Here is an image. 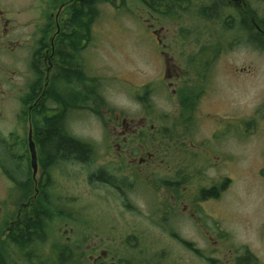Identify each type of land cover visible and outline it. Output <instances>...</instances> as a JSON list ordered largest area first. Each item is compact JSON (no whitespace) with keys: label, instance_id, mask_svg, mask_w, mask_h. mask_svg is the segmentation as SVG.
Here are the masks:
<instances>
[{"label":"rangeland","instance_id":"obj_1","mask_svg":"<svg viewBox=\"0 0 264 264\" xmlns=\"http://www.w3.org/2000/svg\"><path fill=\"white\" fill-rule=\"evenodd\" d=\"M113 1L114 4H100V14L91 32L93 38L84 49L92 77L100 80V97H93L87 107L81 105L71 111L67 124L74 136L95 145L96 155L89 162L58 161L50 169L49 178L41 170L37 173V181L46 184L48 179L52 183L50 195L59 200L57 209L62 211L46 223L44 255L67 246L79 250L84 254L82 258L87 259L86 245H96L92 256L97 257L103 246L104 226L117 225L119 221L127 225L137 215L151 213V208L159 209V203H169V193L153 191L146 183L182 177L186 187L183 197L190 199L199 196L197 186H220L215 196L208 195L201 201L207 222L215 217L221 230L229 232L236 243L250 238L259 245L257 234L264 227V48L250 42L249 36L234 26L220 29L219 57L214 67L205 64L208 71L203 70L210 77L204 76L202 81L209 83V91L202 92L192 110L187 138L178 116L177 97L168 86L171 80L165 78L162 53L175 59L179 54L196 52L185 40L186 35L190 38L196 31L179 29L173 24L181 21L179 17L155 12L141 0ZM0 6L17 17L27 31L32 29L30 22L37 21L40 7L39 0H0ZM188 16L189 21L208 22L198 14ZM219 17L224 20L225 14ZM157 22L165 26L158 30L160 43L152 34L160 26ZM213 29L207 24L206 32ZM234 35L238 38L236 43ZM205 44L212 47L209 41ZM177 63L184 82L191 81L197 69L186 68L185 60ZM15 113V108L6 106L0 134L8 135L15 129ZM145 115V129L127 135L124 141L122 119L138 122ZM152 123L155 129L151 128ZM120 149L133 152L136 162L146 157L147 151H155V162L136 169L131 167L125 152L119 156ZM22 166L26 167L25 162ZM100 168L126 182L124 197L130 203L124 204L110 185L91 177ZM7 184L8 179L0 170V194H4ZM172 213L180 215L181 208ZM181 229L186 238H195V229L189 224ZM161 234L154 231L156 236ZM174 252L191 264L196 261L186 250Z\"/></svg>","mask_w":264,"mask_h":264},{"label":"flooded vegetation","instance_id":"obj_2","mask_svg":"<svg viewBox=\"0 0 264 264\" xmlns=\"http://www.w3.org/2000/svg\"><path fill=\"white\" fill-rule=\"evenodd\" d=\"M76 1L39 0L37 21L30 22L32 29L28 31L16 20L17 17L0 6V121L5 118L4 110L7 105L17 111L13 120L15 129L8 135L0 134V140L16 145L15 152H18L19 157L28 156L30 115L34 110L40 111L44 108L49 85H52L50 89L52 91H48L53 95L55 102L52 107L55 108V113L63 112L66 126L71 111H75L81 105L87 107V103L92 102V66L87 60L86 51L84 52L89 42H84L77 53L71 52L65 45L69 42L67 36L72 33V28H67V20L71 18V7ZM164 6L169 13H174V16H170L181 19L173 23L179 29L196 31L190 38L182 32V35H186L185 40L189 42V46L195 48L196 52L182 53L175 59L172 55L162 53L165 78L171 80L168 86L177 97V101L179 92L187 89L194 87L199 89L204 85L203 91H209L207 88L209 83L202 82L204 76L209 77L204 73L207 70L205 64L214 67L220 52V29L222 26L231 29L235 25L233 20H236L238 13L244 14L246 24L254 25L261 40L264 41V0H164ZM221 13L225 14L224 20L219 17ZM189 14H198L208 22L189 21ZM254 14L259 15L257 20ZM205 15L211 18H205ZM184 19L186 20L183 21ZM207 24L214 27L211 33L206 32ZM164 27L161 23L159 28L152 31L159 43L161 36L158 30ZM205 41H209L212 47L206 48ZM184 60L186 68L197 69L191 81L186 79L184 82V76L181 78V67L177 62ZM67 61L73 63L66 64ZM178 110L183 134L189 138L192 125L191 121L188 122L187 108L179 103ZM147 117L143 116L138 122L123 118L121 133L124 136L123 140L125 141L127 135H135L145 129ZM151 128L155 129L154 123L151 124ZM14 140L17 143H14ZM123 152L130 158L131 167L136 169H143V164L155 162V151H147V156L141 157L137 162L133 152L120 149L119 156H123ZM0 170L8 179L4 194H0V264H44L41 241L45 232L43 186L39 180L37 181L36 176L35 191L29 193L27 185H23L19 179L10 175L8 167L5 168L0 163ZM40 170L39 165L38 172ZM41 172L43 173V170ZM146 185L153 191L159 190L160 194L169 193V203H159V209L151 208L149 209L151 213L137 215V218H133L131 223L128 221L127 225L121 221L117 225L108 223L107 228L104 226L102 229L105 236L101 240L103 246L100 254L97 257L92 256V252L97 249H93L96 245H86L85 253L89 254L87 259L83 258L84 263L191 264L182 254L174 255L176 250L181 253L186 250L196 259L192 264H264V227L258 231L257 238L260 241L258 245L250 238L236 243L229 232L221 230L220 223L215 217L210 223L207 222L201 201L208 195L215 196L220 191V186L214 185L210 189L197 186L195 190L199 196L190 199L183 197L186 187L176 180ZM110 186L121 195L124 204L129 200L124 197L126 193L120 184ZM224 187L222 184L221 188ZM211 189L214 191L205 192ZM178 190L181 194L177 193ZM163 200L159 199L160 202ZM128 203L130 202L126 204ZM180 208V215L172 213L180 212ZM34 212L37 213L39 222L36 225V234L27 240V233L33 232V229L29 230V226ZM173 216H179L181 219H174ZM185 223L195 229V238L189 239L183 235L181 228ZM155 230L163 234L156 236ZM162 236L165 237L163 242L167 245L162 244ZM68 248L76 250L74 247Z\"/></svg>","mask_w":264,"mask_h":264},{"label":"trees","instance_id":"obj_3","mask_svg":"<svg viewBox=\"0 0 264 264\" xmlns=\"http://www.w3.org/2000/svg\"><path fill=\"white\" fill-rule=\"evenodd\" d=\"M153 11L161 12L165 15H173L174 13H169L164 6V0H141ZM155 2V3H154ZM111 3L114 4L113 0H77L74 5H72V15L71 18L67 20V28H72L71 34L67 36L69 42L65 45L68 46L71 52H79L82 44L84 42L90 41L93 37L91 32L93 30V25L100 14V4ZM255 19L259 18V15L254 14ZM235 20V19H234ZM234 28L238 32L245 33L249 36L250 42L259 46V48H264V41L261 40L260 34L257 32L254 25L246 24L244 14L238 13L236 15ZM262 26V25H261ZM239 27V28H238ZM263 27V26H262ZM222 29H228L221 27ZM231 27V29H234ZM238 35V34H237ZM221 38V37H220ZM234 43L238 38L233 36ZM207 48V47H206ZM220 49V48H219ZM207 50V49H206ZM213 51V50H211ZM216 52V51H215ZM73 63V61H67L66 64ZM100 80L98 77H92V92L94 99L99 93L97 89L100 90ZM204 85H201L199 89L196 87L187 89L185 91L179 92L178 101L184 108H187L189 119L191 121L192 110L195 108L196 102L199 100L203 92ZM52 89V85H49L47 89V94L45 97L44 108L42 110H34L30 115V122L34 131V139L36 141V146L38 148V161L43 170L44 177L49 178L50 169L58 162L64 160H74V161H84L89 162L96 155V147L94 144L81 140L74 136L67 128L64 120L63 112L55 113V108H53L54 97L49 91ZM49 90V91H48ZM100 97V95H99ZM63 111V109H61ZM16 145L0 140V163L3 167H8L10 175L14 176L17 180L19 179L23 185H27L29 193H34V178L32 173V168L30 164V155L27 158L19 157L16 151ZM29 152V151H28ZM29 154V153H28ZM40 154V156H39ZM25 159V161H24ZM24 168L22 165L24 164ZM24 168V169H22ZM91 177H95L97 180L103 181L107 185H118L123 189L126 186V182L122 179L120 180L115 174L100 168L97 172H94ZM183 177L176 182H182ZM44 190L43 197L44 202V220H45V232L41 237V241L44 243L47 239V221L55 213H62L56 204V199L50 195V187L52 183L47 182L46 184L41 183ZM122 184V185H121ZM214 190H205V192L211 193ZM36 207V206H35ZM39 222V217L37 213H33V217L30 218L31 225L29 230L33 229V232L29 231L27 233L26 239H31L30 236L36 234V225ZM84 254L79 250H69L67 246H60V249L53 250V252L44 255V264H81L85 261L83 260Z\"/></svg>","mask_w":264,"mask_h":264},{"label":"water","instance_id":"obj_4","mask_svg":"<svg viewBox=\"0 0 264 264\" xmlns=\"http://www.w3.org/2000/svg\"><path fill=\"white\" fill-rule=\"evenodd\" d=\"M28 149L30 153V164L32 168L33 178L36 179L37 173L39 171V161H38V151L36 146V141L33 136V128L30 122L29 133H28Z\"/></svg>","mask_w":264,"mask_h":264},{"label":"bare ground","instance_id":"obj_5","mask_svg":"<svg viewBox=\"0 0 264 264\" xmlns=\"http://www.w3.org/2000/svg\"><path fill=\"white\" fill-rule=\"evenodd\" d=\"M30 98V97H29Z\"/></svg>","mask_w":264,"mask_h":264}]
</instances>
